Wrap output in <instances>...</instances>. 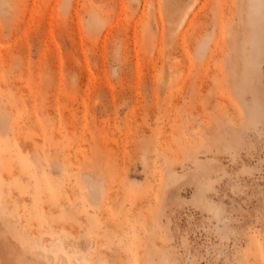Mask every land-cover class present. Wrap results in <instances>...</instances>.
I'll return each mask as SVG.
<instances>
[{"label":"rangeland","instance_id":"rangeland-1","mask_svg":"<svg viewBox=\"0 0 264 264\" xmlns=\"http://www.w3.org/2000/svg\"><path fill=\"white\" fill-rule=\"evenodd\" d=\"M0 264H264V4L0 0Z\"/></svg>","mask_w":264,"mask_h":264},{"label":"bare ground","instance_id":"bare-ground-1","mask_svg":"<svg viewBox=\"0 0 264 264\" xmlns=\"http://www.w3.org/2000/svg\"><path fill=\"white\" fill-rule=\"evenodd\" d=\"M263 4H264V2H263V0H258V6H260L261 5V9H262V7H263ZM186 14V13H185ZM187 15V14H186ZM186 15H184L185 17H186ZM183 21V20H182ZM181 21V22H182ZM262 22V19L260 20V23ZM183 23V22H182ZM254 23H255V21H254ZM63 259V258H62Z\"/></svg>","mask_w":264,"mask_h":264}]
</instances>
